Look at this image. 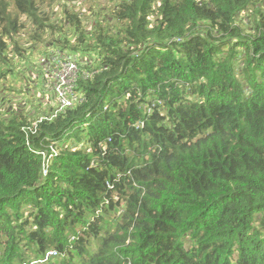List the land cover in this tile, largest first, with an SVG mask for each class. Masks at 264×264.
Here are the masks:
<instances>
[{"label":"trees","instance_id":"1","mask_svg":"<svg viewBox=\"0 0 264 264\" xmlns=\"http://www.w3.org/2000/svg\"><path fill=\"white\" fill-rule=\"evenodd\" d=\"M40 6L0 0V63L25 16L98 67L33 133L0 118V264H264V0Z\"/></svg>","mask_w":264,"mask_h":264},{"label":"rangeland","instance_id":"2","mask_svg":"<svg viewBox=\"0 0 264 264\" xmlns=\"http://www.w3.org/2000/svg\"><path fill=\"white\" fill-rule=\"evenodd\" d=\"M37 2L41 3L40 9L46 12L57 11V15L54 16L52 22L54 20L60 22L62 19V6L73 3L75 6L73 10L80 13L79 16L82 18L86 30H88L91 22L104 18L108 20L112 30H119L122 27L112 22V11L116 8L119 0H37ZM9 11L12 16L16 15L14 10L9 9ZM18 18L24 28L20 29L19 33L13 35L11 39L9 53L7 54L9 62L6 64L0 63V118L4 117L6 119L11 116L9 112L13 111L8 109L9 107L25 109L26 113L33 110L36 114L39 113L41 105L38 102L41 98V88L45 87L44 93L46 91L52 92L51 80L47 81L48 72L50 73L47 61L51 56L58 55L57 52L74 58L78 62V68L80 67L87 73L95 72L98 67V63L92 55L82 58V54L79 52L71 53L67 50H60L53 39H56L57 34L40 32L38 33L39 39H33L35 35L34 28L28 22V19L25 16H18ZM52 40L53 45H51ZM70 43H73L72 39H70ZM1 73L4 74L1 75ZM76 88L75 86L74 90ZM33 90L34 93H32ZM53 100L55 101V99ZM48 106L51 107V103L47 104L46 108ZM43 116L41 114L39 117ZM46 116H50V114ZM30 118L34 119V117Z\"/></svg>","mask_w":264,"mask_h":264},{"label":"built area","instance_id":"3","mask_svg":"<svg viewBox=\"0 0 264 264\" xmlns=\"http://www.w3.org/2000/svg\"><path fill=\"white\" fill-rule=\"evenodd\" d=\"M51 56L47 63L48 69V81L51 80V90L55 99V108L50 113V116L39 117L36 120V124H40L43 121H50L59 113L64 112L66 109L73 108L79 105L83 101L82 95L75 92L74 87L77 84L78 78L88 79L93 78L95 72L87 73L78 68V62L64 54ZM51 75V76H50Z\"/></svg>","mask_w":264,"mask_h":264},{"label":"crops","instance_id":"4","mask_svg":"<svg viewBox=\"0 0 264 264\" xmlns=\"http://www.w3.org/2000/svg\"><path fill=\"white\" fill-rule=\"evenodd\" d=\"M27 88H28V86H27ZM44 91H45V87L43 86V88H41V92H40L41 98L39 99V102H38V104L41 105L39 113L35 114L36 112L34 113V110L32 109L33 111L30 112L29 117H34V119H36L41 114L46 116V115H49L54 110L55 101L53 100L54 99L53 94L50 91H46V93H44ZM32 93H34V90L32 91ZM42 96H44V98H42ZM51 99H52V101H51ZM46 103L47 104L51 103V107L48 106L46 108V105H47ZM25 112H26V110H25Z\"/></svg>","mask_w":264,"mask_h":264},{"label":"bare ground","instance_id":"5","mask_svg":"<svg viewBox=\"0 0 264 264\" xmlns=\"http://www.w3.org/2000/svg\"><path fill=\"white\" fill-rule=\"evenodd\" d=\"M80 68V67H79ZM80 70H82L81 68H80ZM82 71H84V70H82ZM88 79H92V78H88ZM77 92V91H76ZM81 95V94H80ZM37 119H35V121H36ZM36 126H37V124H36V122L33 124V126H32V128H28V131H30V132H34L35 131V129H36ZM52 153H54V154H56V152L54 151V152H52ZM45 164V163H44ZM46 170H47V168L45 167V165H42V171H43V173L45 174L46 173ZM53 256H55V252L54 251H51V252H49L47 255H46V257H45V260H47V258H50V257H53Z\"/></svg>","mask_w":264,"mask_h":264}]
</instances>
